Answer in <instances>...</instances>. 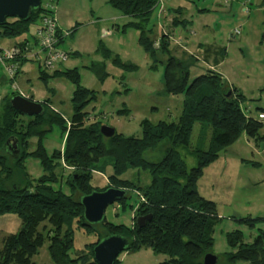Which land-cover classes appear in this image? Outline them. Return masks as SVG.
<instances>
[{
  "label": "trees",
  "instance_id": "1",
  "mask_svg": "<svg viewBox=\"0 0 264 264\" xmlns=\"http://www.w3.org/2000/svg\"><path fill=\"white\" fill-rule=\"evenodd\" d=\"M158 2L109 0L108 4L120 15L130 18L131 22L124 28L138 32L137 43L145 52L152 58L157 50L165 55L163 90L167 95L183 96L181 113L176 121L151 124L145 120L140 124L139 138L123 137L115 132L113 137L105 139L99 132V122H85L87 113L84 110L95 100V94L78 85L75 70L61 72V75L57 71L53 74L69 80L75 87L70 100L72 115L68 124L60 113L46 108V104H42L41 116L25 117L11 108L9 101L12 95L2 99L0 177L2 174L5 176L0 183L7 186H0V216L14 215L21 226L17 233L2 240L0 264H33V257L45 243L52 264H97L92 250L101 239L110 235L125 237L128 240L126 251L147 248L154 254L163 255L165 260L162 264H202L205 255L213 254L214 227L221 219L215 204L198 193V181L203 170L242 134L254 142L264 141V134L260 133L264 124L242 111L244 96L229 87L218 74L206 71L190 79V68L195 60L182 62L175 57L169 51L167 34L161 35L157 49H154L153 42L146 36L151 32L149 22ZM41 13L40 8L32 11L28 21L7 19L5 25L0 26V38L12 39L24 34L37 23ZM177 22L175 19V26L181 24ZM98 52L105 61L112 57V53L103 47ZM112 60L113 65L119 67L118 58ZM91 71L100 81L106 78L104 67L100 64L93 65ZM39 74L40 80L45 83L46 74L42 71ZM195 123L210 128L206 151L190 147ZM53 126L59 128L63 137V149L48 155L42 140L51 133ZM11 137L18 140L20 149L13 168L8 161L5 163L9 158L4 149L5 142ZM34 138L35 148L28 153L27 147ZM165 141L169 147L160 161L151 163L143 158L145 152L154 150ZM178 149L195 158L194 168H187ZM27 157L38 161L43 171L41 177L31 179L27 175L22 164ZM102 159L111 162L112 172L107 176L106 186L98 191L91 185V179L93 172H100L96 170V165ZM59 160L72 169L64 180L68 194L61 190L60 184L58 188L54 187L58 183L55 168ZM134 170L146 172L149 182L140 187L132 181L121 179L125 173ZM14 177L19 181L17 185L13 183ZM108 188L126 192L125 197L117 202L122 209L130 193L136 191L142 200L137 204L135 219L150 215V222L138 229L135 224L132 227L116 226L104 218L99 224L103 236L95 225L86 224L80 197ZM257 220L245 218L237 222L252 228ZM73 226L96 236V240L85 245L75 259L68 255L73 247ZM225 239L228 252L221 256L222 261L218 257L217 264H264V231L258 230L250 243L244 242L239 230L227 233ZM114 264H119L118 257Z\"/></svg>",
  "mask_w": 264,
  "mask_h": 264
},
{
  "label": "rangeland",
  "instance_id": "2",
  "mask_svg": "<svg viewBox=\"0 0 264 264\" xmlns=\"http://www.w3.org/2000/svg\"><path fill=\"white\" fill-rule=\"evenodd\" d=\"M163 1V6L170 11L180 8L181 14L174 11L170 15L178 20L177 23L185 20L189 25L186 28L180 24L174 27L169 37V51L182 62H188L189 59L195 60L190 68V79L206 71L218 74L229 87L236 89L244 96L245 101L241 108L247 116L258 118L260 114H263L260 112H264V0ZM107 2L108 0H61V3L60 0H55L53 2L54 13H56L54 15L63 32H68L75 26L83 27L82 30H74L70 38L66 36L65 45L70 43L73 48L75 45L81 51L86 50L87 42L93 36L92 29L88 26L91 18L98 17L102 20L104 17L101 14L105 15L106 11L120 15L110 8ZM157 10L154 11L149 22L151 32L146 36L151 42L161 37L156 25ZM128 21L130 19L124 18L123 21L107 24L110 27L114 24L115 28L111 35L104 37L106 41H101L104 48L112 53L111 59L105 61L106 78L103 81H100L91 71L93 62L100 60L93 54L72 56L65 62L62 69L75 70L79 78L78 85L95 94V100L84 110L87 113L86 124L99 122L100 126H108L123 137L139 138L140 124L145 120L151 124L176 121L181 113L183 96H171L164 92L165 55L157 50L152 58L138 45L136 30L127 27L123 32V27ZM154 25H156L155 28ZM32 33L33 26L24 34L10 39L12 41L0 38V46L6 47L10 42H19ZM158 43L154 45V49H157ZM68 48L67 45L65 49ZM114 57L118 58L119 67L113 65ZM23 65L24 75L21 81H18L17 87L25 98L39 102L46 100L47 102L42 104L60 113L59 115L68 124L72 115L70 100L75 90L74 85L64 78H48L44 84L35 70L25 66L33 65L32 63L25 62L21 64ZM3 76L5 77V74L0 71V77ZM26 79H29V82H26ZM12 92L9 82L4 80L0 83V101ZM262 122L264 124V121ZM260 133L264 134V125ZM210 136L211 131L207 125L195 123L192 127L190 147L208 150ZM30 141L31 145L27 147L28 153L35 148L36 144L35 138ZM63 142L59 128L53 126L51 133L42 140V145L50 155L53 151H62ZM168 147L167 141L162 142L154 150L145 152L143 158L148 162L156 163L161 160ZM178 152L187 168L196 166L195 158L188 152L180 149ZM6 155L9 159L5 163L8 161V165H12L13 168L14 159L9 154ZM246 159L251 162L259 161L260 164L253 166L240 162ZM22 164L31 179H37L43 175L37 160L27 157ZM96 166V170L100 172H93L91 185L100 191L106 186L107 176L112 172L111 162L102 159ZM71 171L72 169L64 165L62 160L57 161L55 173L58 183L54 187L58 188L60 184L61 190L66 194H68V188L64 180ZM4 176L5 174H2L0 179L2 180ZM14 179L13 183L17 185L19 181ZM121 179L132 181L140 187L149 182L148 174L137 170L128 171ZM0 186L6 187L7 184L4 186L0 183ZM197 186L200 196L216 203L217 211L223 217L214 227L212 247V253L220 257V261H222L221 256L228 252L226 232L239 230L243 234L244 242L250 243L258 230L264 231V141L254 142L242 134L234 144L219 153L216 161L203 170ZM139 200L142 199L138 197V193L131 192L129 198L125 200V208L122 209L117 202L107 207L104 213L105 220L116 226L132 227L135 224V210ZM13 217L17 219L14 215ZM232 217L237 220L260 217L263 220H257L254 222V227L250 228L231 219ZM17 221L19 223L18 219ZM3 222L4 220H0V230L7 233L15 232V222L11 225ZM95 228L103 236L99 225H95ZM1 235L0 249L2 240L8 236ZM95 240V235L86 234L84 229L73 226V247L69 251V257L75 259L85 245ZM46 247L47 243L33 257V264H52ZM164 260L163 255L154 254L147 248L124 251L118 256L119 264H162Z\"/></svg>",
  "mask_w": 264,
  "mask_h": 264
},
{
  "label": "water",
  "instance_id": "3",
  "mask_svg": "<svg viewBox=\"0 0 264 264\" xmlns=\"http://www.w3.org/2000/svg\"><path fill=\"white\" fill-rule=\"evenodd\" d=\"M41 0H0V26L5 25L7 19H18L28 21L32 11L40 8ZM231 93L228 92V96ZM9 104L18 114L25 117L41 116L43 106L22 96H13ZM100 134L109 139L114 136V129L108 126H100ZM5 152L13 159L19 156V143L14 137L7 139L4 145ZM126 192L120 189L108 188L102 192L93 191L88 195L80 197V205L83 208V219L88 225H99L104 220V213L107 207L115 204L125 197ZM151 216L138 217L135 225L138 229L143 228L150 222ZM128 248V240L120 235H110L101 239L93 248V259L97 264H114L120 253ZM218 257L214 254H207L202 264H217Z\"/></svg>",
  "mask_w": 264,
  "mask_h": 264
},
{
  "label": "built area",
  "instance_id": "4",
  "mask_svg": "<svg viewBox=\"0 0 264 264\" xmlns=\"http://www.w3.org/2000/svg\"><path fill=\"white\" fill-rule=\"evenodd\" d=\"M54 1L41 0L40 9L42 13L33 26L30 40L24 39L20 44L10 48L0 47V71L5 74V77L3 76L1 79L9 82L13 90L12 93L24 98L25 95L18 90L15 81L21 64L33 62L42 72L52 74L58 66L65 63L69 58V54L59 47L67 34L60 33L58 29L54 15ZM189 33L193 34V32ZM258 119L264 121V113L260 114Z\"/></svg>",
  "mask_w": 264,
  "mask_h": 264
},
{
  "label": "crops",
  "instance_id": "5",
  "mask_svg": "<svg viewBox=\"0 0 264 264\" xmlns=\"http://www.w3.org/2000/svg\"><path fill=\"white\" fill-rule=\"evenodd\" d=\"M109 1V0H108ZM60 3H61V0H60ZM107 4H108V2H107ZM59 5V4H58ZM109 5V4H108ZM164 1L163 0H159V2H158V4H157V6L155 7V9L153 10V12H152V15H153V13H154V11H156L157 9V21H158V23H156V25H157V27H158V30H159V32L161 33V35H164V34H167L169 37H170V34H172V31H174V27H175V19L176 18H172L170 15L175 11V12H178V13H180L181 14V11H180V8H176V9H174V10H172V11H170V10H168V9H166L164 6ZM109 7H110V5H109ZM111 8V7H110ZM113 9V8H112ZM58 10L60 11L61 10V5L60 6H58ZM57 10V11H58ZM114 10V9H113ZM55 11V10H54ZM116 11V10H115ZM117 12V11H116ZM54 14H56V13H54ZM101 16H103L104 17V19H99L98 17H96V19H94V17H92L91 18V21H89V23H88V26L92 29V34H93V36H92V38L87 42V47H86V50H83V51H81V49H79L78 47H75V45H73L74 46V48L72 47V45L69 43V44H67L66 43V45H65V42H66V39L64 38L63 40H62V42H61V44L59 45V47H60V49H62L63 51H65V52H67L68 54H69V58H71L72 56H74V57H80V55H82V54H93L94 55V57L96 58V57H99L100 58V60H99V62L97 61V62H93L92 64L93 65H97V64H100V65H102L103 67H104V69H105V60H103L102 59V57H101V55H100V53L98 52L99 51V49H100V47H105L103 44H102V42L101 41H106L105 39H104V37H106V36H109V35H111L112 34V32H113V29L115 28V26H114V24H113V26H107V24L109 23V22H111V23H113V22H115V21H123L124 20V18H128V17H125V16H122V15H115L114 13H112L111 11H106V14L105 15H102L101 14ZM152 17V16H151ZM128 19H130V18H128ZM151 20V19H150ZM131 21H128L127 22V24L128 23H130ZM181 24V26L183 27V28H186V27H188L189 25L186 23V21L185 20H181V22H180ZM100 24H102L103 26H101ZM127 24H125L124 26H126ZM156 25H154L153 27L155 28L156 27ZM177 25V24H176ZM57 26H58V29H59V31H60V33H63V34H67V38L69 37H71L72 35H73V32H74V30L76 31V30H82V28H77L76 26H75V28L74 29H71L70 31H68V32H63V29H62V27H61V25L60 24H58V22H57ZM125 28H127V27H125ZM165 29H167V30H165ZM188 29V28H187ZM186 29V30H187ZM123 32H124V27H123ZM75 34V33H74ZM74 36H76V34L74 35ZM30 38H31V35L30 36H28V37H25V38H23V39H21L19 42H16V43H11L10 42V44L8 45V46H6V47H2V46H0V47H2V48H10V47H12V46H14V45H18V44H20L24 39L26 40V41H28V40H30ZM2 40H7V41H12V40H10V39H2ZM153 42V46L156 44V43H158L159 42V40H155V41H152ZM98 43V44H97ZM67 45H68V49H65L66 47H67ZM97 45V46H96ZM107 50V49H106ZM74 52V53H71V52ZM109 51V50H108ZM69 58H68V60H69ZM96 61V60H95ZM27 63V62H26ZM30 63H32L33 65H25V66H30V69H33V70H35L37 73H38V75H40L39 73L41 72V70L39 69V67L37 66V64L36 63H33V62H30ZM65 63H62L60 66H58L57 67V69H56V71H57V73H59L60 75H61V72H65V71H67L68 69H62V67H63V65H64ZM31 66H34V67H31ZM23 67H24V65L23 66H21L20 65V67H19V72H18V74H17V77H16V79H15V81H16V84L17 85H19L18 83V81L20 80L21 81V78H23V72H22V70H23ZM55 71V72H56ZM69 71V70H68ZM3 72V71H2ZM44 74H46V81L48 80V78H62V77H57V76H54L55 74L54 73H52V74H47V73H44ZM54 74V75H53ZM59 75V76H60ZM40 79V78H39ZM3 80L1 79V77H0V83L2 82ZM26 82H29V79H26L25 80ZM46 81H45V83H46ZM44 83V84H45ZM18 90L19 91H21L19 88H18ZM9 95H12V96H16V94H14V93H11V94H9ZM8 94L5 96V97H8L9 96ZM4 97V98H5ZM3 98V99H4ZM30 98H32V96H30ZM31 101H34V100H31ZM1 102H2V100L0 101V104H1ZM34 102H38V103H40L41 105H42V102H46V100H43V101H34ZM49 103H50V100L48 101ZM48 106V105H47ZM57 112V111H56ZM31 142V141H30ZM31 145V144H30ZM32 147V146H31ZM34 147H35V145H34ZM32 149H34V148H32ZM235 161V160H234ZM240 162H242V163H245L246 165L247 164H252L253 166H259V161H253V162H251L250 160H240ZM242 165V164H241ZM251 184H252V182H251ZM216 204V203H215ZM217 209V208H216ZM217 214H218V217L220 218V219H222L223 217H221L220 216V214L218 213V211H217ZM231 219H233V220H237V218H234V217H232ZM250 219H252V218H250ZM253 219H262L263 220V218H260V217H257V218H253ZM0 220H4V224H9V225H11V223L12 222H15V227H16V230H15V232H13V233H7V232H4L3 230H0V235L1 236H4V235H9V234H15V233H17V231H19V229H20V221H19V223H18V221H17V219H14V217H13V215H8V216H3V217H0ZM236 231V230H235ZM233 232V231H232ZM227 233H231V232H226L225 233V235L227 234ZM255 237V236H254ZM253 237V238H254ZM213 239H214V237H213ZM93 243V242H92Z\"/></svg>",
  "mask_w": 264,
  "mask_h": 264
}]
</instances>
